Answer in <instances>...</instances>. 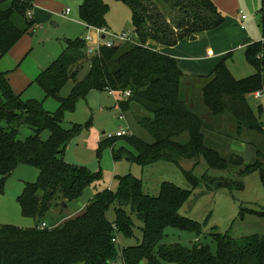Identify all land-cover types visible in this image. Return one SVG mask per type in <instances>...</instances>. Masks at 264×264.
Wrapping results in <instances>:
<instances>
[{"label": "trees", "instance_id": "trees-1", "mask_svg": "<svg viewBox=\"0 0 264 264\" xmlns=\"http://www.w3.org/2000/svg\"><path fill=\"white\" fill-rule=\"evenodd\" d=\"M81 1L80 21L88 27L106 29L109 0ZM119 1L131 9L134 43L102 47L96 55L88 56L85 38L68 41L61 55L35 79L46 98L59 102L57 112L46 111L43 102L23 101L12 89L9 74L0 71V193L15 170L27 165L38 169L39 178L36 183L26 184L18 197L25 218L42 220L60 203L69 206L82 197L85 188L98 176L66 163L64 155L68 142L88 125L75 124L65 129L62 123L65 114L74 112L79 101L94 91L117 94L131 91L126 100L119 101L121 109L129 111L136 102L150 115L138 119V124L154 142L124 136L136 153L121 151L114 154L116 161L127 154L128 161L142 167L160 161L177 166L193 161L195 168L204 160L209 169L236 171L237 179L208 174L198 179L193 169L183 170L190 190L164 182L159 195L154 197L144 192L141 179L118 176L116 191L106 189L97 193L82 214L61 225L42 228L44 222H40L27 229L1 225L0 264H116L119 260L123 264H264V235L235 240L214 228L210 238L215 250L200 240L190 247L163 243L169 228L194 233L198 238L203 235L202 224L180 214L200 184L211 190H243L240 178L259 171L264 186L262 150L256 146V159L246 164L239 154L225 156L211 147L206 137L209 126L191 107H194L192 99L184 97V90H190L192 85L186 83L179 60L156 51L153 45L174 47L192 36L204 35L220 27L225 16L213 0ZM33 4L34 0H0V60L24 35L32 33L34 20L28 16ZM260 26L264 37V0H261ZM262 52L260 42L246 48L247 62L254 69L248 78L233 76L227 65L228 54L210 75L195 84L202 93L203 107L215 118H232L239 138L251 134L263 141L264 127L247 99L264 86ZM84 64L88 65V72L78 80ZM71 80L74 86L69 96L63 98L61 92ZM24 126L32 134L21 140L20 130ZM45 131L49 132L47 139L42 137ZM113 140L106 142L112 145ZM112 206L114 221L107 217ZM247 214L264 218V212L241 210L242 218ZM132 215L143 223L142 239L119 253V241L113 240H119V236L134 238L136 224Z\"/></svg>", "mask_w": 264, "mask_h": 264}, {"label": "rangeland", "instance_id": "rangeland-1", "mask_svg": "<svg viewBox=\"0 0 264 264\" xmlns=\"http://www.w3.org/2000/svg\"><path fill=\"white\" fill-rule=\"evenodd\" d=\"M260 1L256 0L257 5ZM34 2L37 8L34 29L32 33L24 35L0 60V71L9 74L12 89L16 94L21 95L23 101L43 102L46 111L55 113L59 109V102L53 98H46L43 89L34 83L35 79L41 71L48 68L61 55L67 47L68 41H74L77 38L86 39L89 36H93V38L95 36L96 39V32L81 23L78 13L79 0H34ZM108 3L110 10L106 18V30L111 35L132 34V12L129 6L119 0H109ZM67 9L72 11L70 20L63 19L61 16ZM236 10H242L249 21L256 24L259 22L260 15L257 8L252 5V0L239 3L236 7L229 9V12L232 13ZM222 14L230 16L225 12ZM28 18L33 19L30 16ZM228 68L236 79L248 78L254 73L253 67L247 62L244 50L237 52L229 60ZM87 72L88 65L84 64L78 80L83 79ZM186 83L185 85H187ZM73 86L74 82L69 81L62 90L61 96L68 97ZM196 87L193 84L190 90L185 89L184 97L186 100L187 98L192 99L193 103L191 104H194V107H191L209 126L206 137L211 147L218 149L225 156L239 154L245 158L246 164L256 159V146L264 153V137L263 141L251 134L241 138L237 137L236 125L232 118L211 116L203 107L202 93ZM247 99L264 127V95L261 98H256L254 94H251ZM117 100L106 91H94L86 99L79 101L74 112H68L64 116L62 127L65 129H70L75 124L83 127L88 125V128L68 142L64 155L66 163L73 167L86 169L91 174L98 176L95 182L85 188L81 199L73 201L67 208L63 206V203H60L62 208L61 206L56 207L42 220L35 221L25 218L21 213L18 197L23 193L26 184L38 181L39 171L33 166L22 165L8 178L4 192L0 193V226L13 225L27 229L35 227L37 223L45 222L51 228L62 220L61 225L66 220L82 214L87 202L94 199L97 193L106 189L116 191L118 176L133 175L141 179L144 192L154 197L159 195L160 186L164 182H171L182 189L190 190L192 187L183 170L191 171L193 169V174L198 179H201L205 174L215 178L237 179L236 171L209 169L204 160H201L195 168L193 161L181 162V166L160 161L142 167L128 161L127 154L121 160L116 161L114 154L121 151L133 154L136 152L127 141V137L114 139V143L110 145L109 142H106L105 135H115L117 132L125 130L128 136L134 134L145 142L152 143L154 141V138L138 124V119L149 115V113L136 102L132 103L129 111H123ZM31 134V130L24 126L20 130V139L25 140ZM92 135L94 138L89 141ZM42 137L47 139L49 132L45 131ZM97 137L107 144L100 147V144L95 143ZM240 181L244 184L243 190H211L203 183L200 184L193 191L190 200L181 209L180 214L202 224L204 226L203 235L198 238L194 233L169 228L166 230L163 243H179L190 247L200 240L202 244H209L215 250L216 245L210 238L214 228L218 233L229 235L235 240H244L254 234L264 235L263 217L250 214L244 218L241 217L242 209L264 212V186L261 182L260 172L250 173L240 178ZM114 209L115 207L112 206L108 212L107 217L110 221L115 219ZM132 218L136 224L135 236L131 239L119 236V253L124 248L137 245L142 239L143 223L138 221L134 215ZM116 264H123V262L119 260Z\"/></svg>", "mask_w": 264, "mask_h": 264}, {"label": "crops", "instance_id": "crops-1", "mask_svg": "<svg viewBox=\"0 0 264 264\" xmlns=\"http://www.w3.org/2000/svg\"><path fill=\"white\" fill-rule=\"evenodd\" d=\"M213 1L222 13L225 12L228 15L230 14V16H226L224 14L225 22L217 29L206 32L203 35L204 38L202 40L197 39L195 41H191L189 38L181 41L178 45L174 47H165V48H162L157 44H153L155 45L154 48L156 51L163 52L164 54L172 56L179 60V66L183 71V73L185 74V80L189 85L190 84L197 85L198 83H200L205 77H207L212 73V71L215 69L218 63H220L224 58H226L228 54H230L229 58L227 59V65H228L229 60L232 59V57L237 52H241L243 50L245 52L246 48L253 43L260 42L263 44V52L261 57L264 58V37L260 26V19L259 22L256 24L253 23L252 21H249L247 17L246 19H243L242 15L244 14L242 10H236L235 12L232 13L229 12V9L236 7L239 3L242 4V2L245 0H213ZM81 2L82 1L79 0V6ZM252 5H254V7L257 8L260 15L261 1L259 5H257L256 0H252ZM33 6H34V10L32 11V14L34 20V17L36 18L35 10L37 9L35 7V2ZM79 6H78V13H79ZM65 12L66 11L62 13L61 15L62 18L70 20V15L72 11L70 10L68 16L65 15ZM82 24L88 29H91L86 24L84 23ZM93 39L96 40L97 36L96 39L95 36ZM263 78H264V73H263ZM109 95L114 96L110 93ZM119 101L120 99L117 100L118 103ZM149 116L150 115H146L143 118ZM102 134L104 135L105 132ZM131 136H134V134H132ZM105 137L107 138L106 135ZM93 138L94 135H92L89 138V141L92 140ZM97 138L98 139L95 140L96 144L99 145L105 142L99 137ZM89 202L87 203L89 204ZM88 204H86V207ZM67 207H70V204ZM84 210H82V212ZM60 223H58L57 225H60ZM44 224L46 223L44 222Z\"/></svg>", "mask_w": 264, "mask_h": 264}, {"label": "built area", "instance_id": "built-area-1", "mask_svg": "<svg viewBox=\"0 0 264 264\" xmlns=\"http://www.w3.org/2000/svg\"><path fill=\"white\" fill-rule=\"evenodd\" d=\"M70 9H67L65 12V15H69ZM32 13H30V17H32ZM243 19H246L245 15H242ZM96 32L97 39L94 40L92 36H89L85 39L86 43V53L88 56H94L97 53H99L100 49L102 47H113L115 45L121 44V43H134V39L132 38V34L123 33L122 35H111L106 29H96L92 28ZM110 94L114 95V97L120 99V100H126L130 95L131 91H126L120 94H117L115 91H110ZM256 98H261L262 95H264V86L262 89L256 91L253 93ZM123 97V98H122ZM124 136H128L127 131L122 130L120 132H117L115 135H107L108 140H112L115 138H121ZM46 224H42V228H46ZM114 243H117L118 240L114 239Z\"/></svg>", "mask_w": 264, "mask_h": 264}, {"label": "water", "instance_id": "water-1", "mask_svg": "<svg viewBox=\"0 0 264 264\" xmlns=\"http://www.w3.org/2000/svg\"><path fill=\"white\" fill-rule=\"evenodd\" d=\"M204 38V36L203 35H200V36H192L191 38H190V40L191 41H195V40H197V39H200V40H202ZM63 206L65 207V208H67V204L66 203H63ZM141 264H144L143 262H141Z\"/></svg>", "mask_w": 264, "mask_h": 264}]
</instances>
